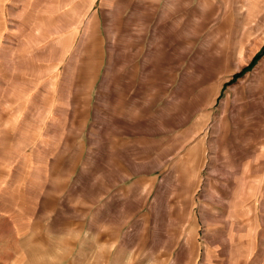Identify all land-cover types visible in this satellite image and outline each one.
<instances>
[{"label": "rangeland", "instance_id": "obj_1", "mask_svg": "<svg viewBox=\"0 0 264 264\" xmlns=\"http://www.w3.org/2000/svg\"><path fill=\"white\" fill-rule=\"evenodd\" d=\"M110 243L264 264V0H0L3 264Z\"/></svg>", "mask_w": 264, "mask_h": 264}, {"label": "crops", "instance_id": "obj_2", "mask_svg": "<svg viewBox=\"0 0 264 264\" xmlns=\"http://www.w3.org/2000/svg\"><path fill=\"white\" fill-rule=\"evenodd\" d=\"M108 236H106V235ZM111 235H112V232H96L94 233L93 235L90 233L89 235H87L86 239L88 240H92V241H95V243L99 242L100 240H104V241H107L109 238H111ZM94 243V244H95ZM75 245V243H74ZM108 246V247H107ZM112 247H113V243H110V245H106V246H103V245H94V255L95 257L93 259H95V261H100L99 263L101 264H107V261H109L111 255H112ZM1 253H4V252H1ZM11 257V256H10ZM9 258V256L7 257ZM12 258V261L15 262L14 260L17 258L16 257H11ZM116 262L119 260V257H117L116 259ZM94 261V260H93ZM0 262L1 264L3 263H10L8 260L4 259V258H1L0 257ZM127 263V262H126ZM85 264H93L92 262H87Z\"/></svg>", "mask_w": 264, "mask_h": 264}]
</instances>
